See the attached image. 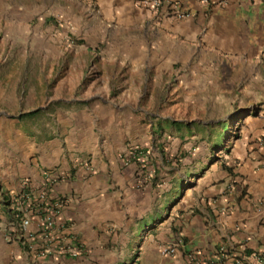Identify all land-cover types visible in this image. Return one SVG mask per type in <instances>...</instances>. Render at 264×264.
I'll list each match as a JSON object with an SVG mask.
<instances>
[{"label": "crops", "instance_id": "obj_1", "mask_svg": "<svg viewBox=\"0 0 264 264\" xmlns=\"http://www.w3.org/2000/svg\"><path fill=\"white\" fill-rule=\"evenodd\" d=\"M138 1L65 0L54 20V41L84 56L63 64L60 83L89 79V98L119 107L72 113L75 123L45 141L18 130L12 140L0 119V264H186L187 253L232 264L222 247L264 253V0H167L191 14L181 20ZM209 112L222 119L218 135L202 141L197 132L215 128L181 118ZM226 122L236 132L219 145ZM153 143L156 170L144 150L125 164L132 147ZM27 193L63 202L56 233L81 255L24 249L14 214ZM40 223L32 218L28 229L37 246L48 244ZM179 238L175 256L160 254Z\"/></svg>", "mask_w": 264, "mask_h": 264}, {"label": "rangeland", "instance_id": "obj_2", "mask_svg": "<svg viewBox=\"0 0 264 264\" xmlns=\"http://www.w3.org/2000/svg\"><path fill=\"white\" fill-rule=\"evenodd\" d=\"M64 2L0 0V119L8 120L14 135L10 137L12 140L18 135L14 130L22 132L28 140H49L75 123L72 113L87 110L97 116L98 108L120 106V102L102 96L89 98L86 91L89 79L76 85L60 83L66 75L64 66L84 59L81 53H66L63 44L54 41V31L59 27L54 20L61 15ZM93 74L94 70L89 69L88 75ZM145 103L142 101L140 107L143 108ZM33 112L37 114L26 116ZM181 119H197L215 128H211L215 130L211 132H197L198 138L203 141L218 135L215 126L222 118L209 112L206 116ZM144 120L152 122L157 130L159 122L155 117L145 116ZM229 127L227 122L220 127L219 145L224 144L229 132H236L233 126ZM155 145L149 144L147 149L141 150L148 156L150 167L156 170L160 154ZM215 154L221 156L219 150Z\"/></svg>", "mask_w": 264, "mask_h": 264}, {"label": "built area", "instance_id": "obj_3", "mask_svg": "<svg viewBox=\"0 0 264 264\" xmlns=\"http://www.w3.org/2000/svg\"><path fill=\"white\" fill-rule=\"evenodd\" d=\"M203 3L209 4L210 0H202ZM139 6L151 10L155 14H162L163 17L184 19L191 16L180 10L176 3L168 2L167 0H139ZM261 144L264 145V135L261 139ZM143 151L139 147H132L130 152L124 158L126 165L130 164L132 159H142ZM59 182V178L47 177V184L54 185ZM23 207L14 214L17 221V231L21 240L22 246L28 253H33L36 257H45L57 252L62 255H71L77 257L82 254L83 248L80 246L73 247L63 243L61 237L56 233V219L63 207L62 201H57L53 205L47 203L45 196L35 198L32 194L21 196ZM39 218L41 223L38 228L44 235L47 245L37 246L31 243L35 240V234L28 231L32 223V218ZM185 244L182 238L177 239L173 244L161 247L160 254L164 257L175 256ZM235 251L229 248L222 247L220 255L225 261L232 264H264V253L235 255ZM186 264H208L199 259L195 254L187 253Z\"/></svg>", "mask_w": 264, "mask_h": 264}, {"label": "trees", "instance_id": "obj_4", "mask_svg": "<svg viewBox=\"0 0 264 264\" xmlns=\"http://www.w3.org/2000/svg\"><path fill=\"white\" fill-rule=\"evenodd\" d=\"M36 114H37V112H33V113L26 114V116L31 117V116H34V115H36ZM22 118H23V117H22Z\"/></svg>", "mask_w": 264, "mask_h": 264}]
</instances>
